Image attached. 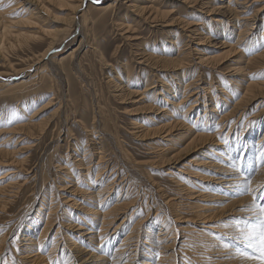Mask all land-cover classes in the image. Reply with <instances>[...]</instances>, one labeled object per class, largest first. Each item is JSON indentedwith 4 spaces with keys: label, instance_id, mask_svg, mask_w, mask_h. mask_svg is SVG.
<instances>
[{
    "label": "rangeland",
    "instance_id": "1",
    "mask_svg": "<svg viewBox=\"0 0 264 264\" xmlns=\"http://www.w3.org/2000/svg\"><path fill=\"white\" fill-rule=\"evenodd\" d=\"M58 1L19 0L21 13L32 16L33 10L39 23L24 27L29 39L9 41L0 57V175L10 172L0 179V264H105L94 259L98 249L109 264H245L235 249L250 250L232 239L238 234L232 221L248 204L217 189L221 172H228L221 166L229 163L214 167L210 153L216 147L226 155V138L234 157L244 150L246 159V143L258 149L263 142L264 0ZM21 8L11 9L13 20ZM244 21L251 24L247 31ZM37 26L56 33L65 27L63 35L69 34L57 38ZM183 89L188 93L181 101ZM240 96L245 99L233 108ZM194 98L206 101V115L215 113L213 124L202 125L201 105L187 112ZM178 103L184 117L171 113ZM11 110L17 119L7 125ZM192 128L209 136L194 140ZM94 190L86 212L82 204ZM46 198L50 209L44 211L53 221L46 240L56 244L51 252L45 244L38 252L49 257L37 262L33 246L20 238L30 228L37 237L44 227L45 216L33 224ZM153 223L156 232L149 234ZM165 225L167 234L159 230ZM124 236L133 238L131 254L115 250ZM159 238L166 243L157 245ZM81 240L84 258L75 260L71 252ZM62 248L69 258L60 256Z\"/></svg>",
    "mask_w": 264,
    "mask_h": 264
},
{
    "label": "bare ground",
    "instance_id": "2",
    "mask_svg": "<svg viewBox=\"0 0 264 264\" xmlns=\"http://www.w3.org/2000/svg\"><path fill=\"white\" fill-rule=\"evenodd\" d=\"M30 4L32 3V0H27ZM41 1V0H40ZM50 1V0H49ZM60 1V0H59ZM58 1V3H60ZM62 1V0H61ZM63 1H66V0H63ZM81 1V0H80ZM236 2H238V1H234V4L236 3ZM27 3V2H26ZM57 3V4H58ZM67 3V2H66ZM232 3V2H231ZM41 4H42V6L40 5V10H42L44 13H45V9L44 8H46V6L47 5H45L44 3H42L41 2ZM238 4V3H237ZM240 4H242L241 2H240ZM5 5V6H4ZM4 6V7H3ZM10 6H14L13 7V9H15V11L14 12H16L19 8H21V4L19 3V0H15V2L13 3V4H8L5 0H0V7H3V9H1L0 10V53H1V55H0V57L1 56H3L4 57V49H5V46H8L7 45V43L9 42V41H16V42H18V43H20V42H23L24 40L26 41V38H28V37H26V35L25 34H23L22 33V30H26V29H23L24 27H27V26H35L36 24H38L39 22L38 21H35V19L33 18V16H34V14H32V12H33V10H32V12L30 11L29 12V14L30 15H32V16H27V15H24L23 14V12L21 13V11H25V8H21L19 11H18V15H20L19 17H17L16 18V20H13L12 18H11V13L12 12H10L11 11V9H12V7H10ZM229 6H231V5H229ZM48 7V6H47ZM242 7H245V6H242ZM39 8V7H38ZM52 8V7H51ZM141 8H143V6L141 7ZM12 9V10H13ZM47 9V8H46ZM57 9H59V8H57ZM141 9H137V11H140ZM144 10V9H143ZM143 10H141V11H143ZM210 10H212L211 8H210ZM52 11V10H51ZM150 12H152V11H150ZM28 13V12H27ZM26 13V14H27ZM17 14V13H16ZM36 14H39L38 12L36 13ZM56 14V13H55ZM162 14V13H161ZM165 14V13H164ZM37 16V15H36ZM39 16V15H38ZM74 16V15H73ZM71 17L72 19H74V17ZM152 16V15H151ZM158 16V13H156V14H154L153 15V18H156ZM162 16H163V14H162ZM41 17V16H40ZM52 17V16H51ZM38 18V17H37ZM84 18V17H83ZM43 19V18H42ZM46 19V18H45ZM52 19V18H51ZM55 19V18H54ZM237 19V18H236ZM242 19H245V18H242ZM250 19V18H249ZM37 20V19H36ZM44 20V19H43ZM68 20H70V18L68 19ZM84 20V19H83ZM237 22H240V19H237L236 20ZM38 22V23H37ZM40 22H42V21H40ZM45 22V21H44ZM70 22V21H69ZM85 24V23H84ZM40 25V24H39ZM239 25V24H238ZM251 24H249V21L247 22V21H244V24L242 25V27H243V29H242V31H247L248 29V26H250ZM68 26V25H67ZM235 26V25H234ZM233 26V27H234ZM37 27H39L40 29H39V33H40V30L42 29V26H37ZM14 28H16V29H14ZM29 30H31V29H29ZM28 30V28H27V31H29ZM43 30V29H42ZM66 30V31H65ZM67 28L65 29V27H64V29H62L59 33H56V32H58V31H56L55 30V28L54 29H52V28H50V29H44L43 30V33H45V34H48V35H53V37H59L58 35L60 34L61 36L60 37H66L67 36V34H69V32L68 33H66L65 35H63V33H65V32H67ZM30 32V34L32 33L31 31H29ZM35 32H36V29H35ZM238 32H240V31H238ZM39 33H37V34H39ZM62 33V34H61ZM262 34V33H261ZM43 36V35H42ZM59 37V38H60ZM29 39V38H28ZM55 40L56 39H54V38H52L51 39V41H50V43H49V46L50 45H52L54 42H55ZM12 41V42H13ZM26 43V42H25ZM250 43V42H249ZM10 45H12V44H10ZM93 45V44H92ZM248 45V44H247ZM11 47V46H10ZM255 47V46H254ZM249 48H245V50H248ZM9 51V50H8ZM5 52H6V49H5ZM44 55V54H43ZM244 56H245V54H244ZM258 56V55H257ZM260 57H262V56H264V53H262V54H260L259 55ZM202 57V56H201ZM1 59V58H0ZM262 60V59H261ZM260 61V60H259ZM259 61H257V62H259ZM39 62V61H38ZM264 63V62H263ZM29 64V63H28ZM35 64V63H34ZM259 64H261V63H259ZM30 65V64H29ZM127 75H128V73H127ZM128 77L129 78H131V76L130 75H128ZM128 78V79H129ZM133 78V77H132ZM131 78V79H132ZM149 79V78H148ZM181 79V78H180ZM180 79H178L177 78V80H180ZM146 81V80H145ZM135 82H136V80H135ZM181 82H182V80H181ZM137 83V82H136ZM151 83L152 82H149L148 84H146L145 85V87H146V89H145V91H147L148 89H150V88H152V86H150L151 85ZM184 83V82H183ZM250 83V82H249ZM129 85V84H128ZM148 85H149V87H148ZM175 85V84H174ZM254 85V84H253ZM186 86V85H185ZM148 87V88H147ZM224 87V86H223ZM174 88V87H173ZM252 88V85H247V90H250ZM171 90H172V88H169V92L167 93L168 95H171V94H173V92L171 93ZM152 92H155V91H152ZM220 92L223 94H225V91H224V89L223 88H221V90H220ZM123 93V92H122ZM124 93H126V91L124 92ZM133 93V91H131V90H128L127 91V94H132ZM182 93H184L183 95H182V98H181V101H182V99L183 98H185V96H186V94L188 93V91L187 92H185V89H183V91H182ZM153 94V93H152ZM243 94V93H242ZM151 95V94H150ZM190 95V94H189ZM248 95V94H247ZM121 96V95H120ZM130 96V95H129ZM224 96V95H223ZM179 97V96H178ZM225 97V96H224ZM241 98L238 100V102L236 101L235 103H234V105H233V108H237V107H239V105H238V103H241V101H243L245 98L244 97H242V96H240ZM221 99H223V97H220ZM198 99H200V98H194V100H193V102H191V105L188 107V110H187V112L188 111H193L194 109H196V108H198L199 109V106L201 105V107L203 108L202 109V115H201V119H203V121H202V125L204 126H207L208 124H213V122L212 121H210V119H211V116H213L214 115V117H215V113L213 112V114L211 115L210 113H209V115H206V109H207V105L205 104V100H203L202 101V104H199L198 103ZM205 99V98H204ZM212 99V98H211ZM190 100V99H189ZM250 100V99H249ZM163 102H168L169 101V98H168V96H166V95H164V97H163V100H162ZM212 101V100H211ZM213 102V101H212ZM180 103V102H179ZM179 103L178 104H173V107H172V111H171V113L173 112H177L178 113V115H180V117H184L185 115H186V113H185V110L183 111V109H184V106H177V105H179ZM238 105V106H237ZM210 108L211 109H214V107L213 106H210ZM8 111V110H7ZM12 111V110H11ZM197 111V110H196ZM213 111V110H212ZM192 113V112H191ZM176 114V113H175ZM208 118V119H207ZM240 119V118H239ZM195 121V120H194ZM196 122V121H195ZM257 122V121H256ZM193 124H196V123H193ZM198 124V123H197ZM5 126V125H4ZM195 127H196V125H195ZM45 129V128H44ZM196 128H192V129H190L189 130V136L191 137L192 135H195V134H197L195 137H194V140L198 137L199 138V136H202V135H207V136H209V134H203V132L202 133H200V132H196V130H195ZM205 129V128H204ZM204 129H202V130H204ZM230 129V128H229ZM1 131V130H0ZM206 138V137H205ZM262 138L263 139H259V141H263L262 143H261V145L259 146V148L258 149H255V148H251V146H250V142H248V143H246L247 144V146H248V150H247V153L248 154H250L249 156L247 155V158H253L252 159V161H250V160H248L247 158L246 159H244V158H242V156L244 155V150H243V152H241V154H240V156H236L237 157V159H236V157H234L235 156V150H234V148L233 147H231L230 145H228V144H225L224 146H226L223 150H225V152L227 151V153H226V155H224V153H223V151L220 153V150L218 151L217 149H215L214 147V149H212V151H211V153H210V157L211 158H213V160H211V163L210 164H212V162H213V164H214V162H215V164L213 165L214 167H217V166H219L220 164H217V163H222V160H228V163H229V165H225V166H221V168L222 169H224L223 167H226V171H228V172H221V173H223L222 175H220L219 176V178H218V182L216 183V184H218L217 186V189L220 191V190H222V189H224V191H226L228 194H230L231 195V200H236L238 203L237 204H239V203H242V206H244V205H246V204H249L250 203V201H251V196L250 195H236V188H235V185L238 183V175H239V173L237 172L236 173V171H234L235 169L233 168V164L235 163V164H237V165H241L242 163H243V166H242V170L245 172V171H250V170H252V169H256L257 171H255L253 174H252V176H251V187L253 188V189H256V188H258L260 185H261V181H263L264 182V159H262L261 157H260V153L262 152V153H264L263 152V150H264V134H263V136H262ZM189 139H191V138H189ZM193 139V138H192ZM149 140V139H148ZM236 140V139H235ZM95 141V140H94ZM203 141V140H202ZM204 141H205V139H204ZM233 143V142H232ZM243 143H245V142H243ZM259 143V142H258ZM258 143H257V145H258ZM8 144V143H7ZM196 144H197V142H196ZM245 144V145H246ZM255 144V143H254ZM233 145H234V143H233ZM245 145H241V146H244L245 147ZM221 148V147H220ZM235 148H236V145H235ZM238 151V150H237ZM100 153V152H99ZM220 153V154H219ZM237 153V152H236ZM219 154V156H220V159H219V157L217 156ZM232 154H233V157H234V159H233V157H232ZM212 156H217V158L214 160V158L215 157H212ZM252 156V157H251ZM101 158H104V157H101V156H99V159H101ZM238 158H239V160H238ZM208 159H209V157H208ZM3 160V159H2ZM216 160H219V161H216ZM230 160V161H229ZM227 163V162H226ZM1 164V163H0ZM223 164V163H222ZM216 165V166H215ZM248 165H250L251 167H248ZM230 166H232V167H230ZM206 167H207V165H206ZM96 168V167H95ZM212 168V167H211ZM220 168V167H219ZM250 169V170H249ZM215 170V169H214ZM99 171V170H98ZM15 172V171H14ZM9 173L10 172H4L3 174H1L0 175V179H2L3 177H6V175H9ZM100 173H101V171H100ZM225 173V174H224ZM220 174V173H219ZM218 174V175H219ZM89 175V174H88ZM214 175V174H213ZM99 176V175H98ZM201 176V175H200ZM91 177V176H90ZM207 177V176H206ZM216 177V176H215ZM210 180H211V178H209ZM261 179H263V180H261ZM17 180V179H16ZM201 180V179H200ZM178 182V181H177ZM9 183V182H8ZM96 183V182H95ZM214 183V182H213ZM7 184V183H6ZM15 184V183H14ZM98 184V183H97ZM110 184V183H109ZM105 185V184H104ZM102 185H99V187L98 188H96V189H98V192L99 193H101V189H100V187H101ZM225 186V187H224ZM11 187H12V185H11ZM15 187H17V186H15ZM18 189H19V187H17ZM4 189V186L2 185V182H0V190H3ZM211 190V189H210ZM209 190V191H210ZM215 190H216V188H215ZM94 193H95V190L94 191H92V192H89V198L87 199V203L86 204H82V208H85V211H86V208H87V206H89V204H91L92 202H91V200L93 199V197H94ZM99 193H97V194H99ZM87 195V194H86ZM233 196H235V197H233ZM100 198L99 199H101V196H99ZM209 198V197H208ZM52 198H50V200H51ZM95 200V199H94ZM101 200H103V199H101ZM100 200V201H101ZM211 200V199H210ZM215 200V199H214ZM47 201H48V203H50V201L49 200H47V198H46V200L44 199V202H42V205L40 206V207H38L37 209H38V211L36 212V214H35V216H34V218L36 219L35 221V224H33V225H38L41 221H42V218H44V216L46 217V222H45V224H44V227L42 228V230L40 231V233L38 234V236L37 237H35V235L33 234V230H34V228H30V229H27V231H26V233H24V234H22V236H21V238H20V240H22V241H27L28 242V244L30 245V246H33L32 248V250H30V251H35L34 252V254L33 255H35L34 257H35V260L36 259H38V260H36L37 262H41V258L42 259H44L43 258V256L45 257V254H46V252H45V254L42 256V254L40 253V252H38V251H40L41 249H42V247H43V249H44V247H45V244H46V246H48L49 245V242H48V240H46V238H47V234H48V232L50 233V232H52V230L50 229V226H48V220L49 219H47L48 218V213H46L45 211L46 210H48L49 211V207H46V205H48V204H46L47 203ZM52 202V201H51ZM230 202V201H229ZM83 203H85V202H83ZM97 203V202H96ZM209 203V202H208ZM264 203V202H263ZM98 204H100V203H98ZM80 205H81V203H80ZM125 205V204H124ZM235 204H233V206H234ZM45 206V207H44ZM228 206V205H227ZM43 207V208H42ZM98 207V206H97ZM213 207V206H212ZM200 208V207H199ZM219 208V207H218ZM217 208V209H218ZM46 209V210H45ZM90 209V208H89ZM228 209V208H227ZM45 210V211H44ZM88 210V209H87ZM95 210H97V209H95ZM117 210V209H116ZM210 210V209H209ZM51 211V210H50ZM82 211V209L80 210V212ZM213 211V210H212ZM87 212V211H86ZM85 212V213H86ZM95 212V211H94ZM209 212V211H208ZM222 212V211H221ZM230 212V211H229ZM240 212H242V211H240ZM91 213V212H90ZM204 213H206V212H204ZM234 213H236V212H234ZM100 214V213H99ZM233 214V213H232ZM239 214V213H238ZM80 215V214H79ZM87 215V214H86ZM211 215H213V214H211ZM221 215V214H220ZM248 215V213H246V212H243L242 213V215H240V217H245V216H247ZM81 216V215H80ZM88 216V215H87ZM92 216V215H91ZM101 216V215H100ZM75 217V216H74ZM82 217H84V216H82ZM89 217V216H88ZM210 217V216H209ZM214 217V216H213ZM90 218V217H89ZM199 218H200V216H199ZM215 218V217H214ZM85 219V218H84ZM95 219V218H94ZM98 219H99V217H98ZM104 219H105V213H104ZM231 219V218H230ZM233 219V218H232ZM97 220V219H96ZM204 220V219H203ZM209 219H207V221H208ZM34 221V220H33ZM49 221H51V219L49 220ZM99 221V220H98ZM206 221V220H205ZM51 222H53V221H51ZM204 222V221H203ZM151 223V222H150ZM29 225H31V224H29ZM50 225V224H49ZM73 225V224H72ZM162 225V224H161ZM163 226H164V224H163ZM166 226L167 225H165V227H161V228H159V230H160V232L162 231V233H165V234H167V232H168V228H166ZM35 227V226H34ZM74 227V226H73ZM208 227V226H207ZM79 228V227H78ZM116 228V227H115ZM155 224L153 223V224H149V228L147 229L148 230V233L149 234H151L152 232H156L155 231ZM202 228V227H201ZM60 229V228H59ZM74 229V228H73ZM81 229V228H80ZM90 230V229H89ZM88 230V231H89ZM93 230V229H92ZM163 230H165V231H163ZM36 231V230H35ZM80 231H82V230H80ZM216 231V230H215ZM54 232H56V230L54 231ZM95 232V231H94ZM106 232V231H105ZM132 232V231H131ZM131 232H130V234H131ZM160 232H157V234L158 233H160ZM208 232V231H207ZM86 233H90V231L89 232H86ZM107 233V232H106ZM120 233V232H119ZM161 233V234H162ZM54 234V233H53ZM61 234V233H60ZM91 234V233H90ZM102 234V233H101ZM104 234V233H103ZM155 234V233H154ZM217 235H219V234H217ZM223 235V234H222ZM235 235V234H234ZM55 236H56V234L54 235V238H55ZM80 236V235H79ZM88 236H89V234H88ZM209 236V235H208ZM53 237V236H52ZM59 237V236H58ZM91 237H93V235H91L89 238H91ZM116 237V236H115ZM220 237V236H219ZM49 238V237H48ZM67 238H69V240L71 239V237L70 236H68L67 235ZM88 238V237H87ZM88 238V239H89ZM104 238V237H103ZM103 238H100L101 240H100V242L99 243H101V241L103 240ZM106 238V237H105ZM176 238V237H175ZM2 239V238H1ZM50 239V238H49ZM52 240H51V243H52V245L51 246H54L55 244H56V240H53V238H51ZM76 239V238H75ZM79 239V238H78ZM113 239V238H112ZM133 239V238H132ZM131 238H130V236H124V238L122 239V242L120 243V245L118 246V247H116V249L115 250H117L116 252L118 253V254H120V253H122L123 251H127L126 253L127 254H131L132 252H130V251H133V250H130V248H132V246L134 245V244H132V242H133V240H132ZM166 238H159V239H156V243H157V245H160L159 243L160 242H162V243H166V241H164ZM230 239V238H229ZM61 240V239H60ZM91 240V239H90ZM95 240V239H94ZM163 240V241H162ZM234 240V239H233ZM65 241V240H64ZM76 241V240H75ZM79 241V240H78ZM78 241H76V242H78ZM82 241L83 240H81V242H79V244H78V246L77 247H75L76 248V250H74V251H72L71 253L72 254H74V256L73 257H75L74 259L75 260H80L79 259V257H81V258H84L83 256H80V254H81V246H82ZM99 241V240H98ZM107 240H105V242H106ZM135 241V240H134ZM61 242V241H60ZM70 242V241H69ZM68 242V243H69ZM95 242V241H94ZM104 242V241H103ZM108 242V241H107ZM117 242V241H116ZM175 242V239H174V241L172 240V246H173V243ZM206 242H208V240L206 241ZM109 243V242H108ZM161 243V244H162ZM25 244V243H24ZM27 244V243H26ZM70 244H72V243H70ZM97 244V243H96ZM43 245V246H42ZM91 245H92V243H91ZM123 245V246H122ZM129 246L126 250L124 249V247L125 246ZM137 245V244H136ZM235 245V244H234ZM237 245V244H236ZM50 245H49V247H51ZM66 246V245H65ZM71 246H73V244L71 245ZM76 246V245H75ZM87 246H89L88 245V243H87ZM99 246H101V245H99ZM142 246V245H141ZM24 247H26V246H24ZM28 247V246H27ZM49 247H48V249H49ZM137 247V246H136ZM209 247V246H208ZM238 246H236L235 248H237ZM1 248V247H0ZM29 248V247H28ZM54 248V247H53ZM74 248V247H73ZM48 249H46V250H48ZM69 249V248H68ZM94 249V248H93ZM92 249V250H93ZM208 249V248H207ZM51 250H52V247L49 249V251L51 252ZM88 250V249H87ZM95 250V249H94ZM137 250V249H136ZM164 250H166V249H164ZM169 250H171V249H169ZM235 250H237V249H235ZM91 251V250H90ZM95 253L93 254L94 255V257H96V258H94V259H103V260H105V264H109V261H110V259L109 260H107L105 257H103V256H99V249L98 250H96V251H94ZM99 252V253H98ZM170 252V251H169ZM214 252V251H213ZM53 254L55 253L54 252V250H53V252H52ZM68 253L69 252H66L65 250H63V248H62V250H61V252H60V256L61 257H63V255H64V257H66V258H69V257H67V255H68ZM114 253H115V251H114ZM210 253V252H209ZM50 254V253H49ZM85 254H87V253H85ZM112 254V253H111ZM169 255H170V253H168ZM47 256H48V254H46ZM122 255V254H121ZM167 255V254H166ZM166 255H165V257H166ZM229 255V254H228ZM110 256H112V255H110ZM172 256V255H171ZM237 256V258H240L241 259V261L243 262V263H245V264H248V262L250 263V264H257V262L256 261H253V260H249V259H246V258H244V257H242V256H240V255H236ZM49 257V256H48ZM117 257H118V255H117ZM123 257V256H122ZM131 257V256H130ZM129 257V258H130ZM133 257H134V253H133ZM159 257H161V256H159ZM210 257V256H209ZM215 257V256H214ZM46 258V257H45ZM66 258H65V261H66ZM110 258V257H109ZM129 258H127L126 259V261L127 260H129ZM169 258H171V257H169ZM216 258H218V257H216ZM222 258V257H221ZM121 259V258H120ZM48 260H50V259H48ZM171 260V259H170ZM34 261V260H33ZM57 261L59 262V264H66L65 262H63L64 260H62V259H57ZM83 261V263H86V262H84L85 260L83 259L82 260ZM100 261V260H99ZM98 261V262H99ZM114 261V260H113ZM223 261V260H222ZM225 261V260H224ZM63 262V263H62ZM81 262V261H80ZM115 262V261H114ZM125 262V261H124ZM165 262H166V260H165ZM168 262V261H167ZM170 262V261H169ZM218 262V261H217ZM228 261H226V263H227ZM49 263V262H48ZM53 263V262H52ZM74 263V262H73ZM92 263V262H91ZM90 263V264H91ZM93 263H94V261H93ZM92 263V264H93ZM101 263V262H100ZM146 263V262H145ZM172 263V262H171ZM229 263V262H228ZM241 263V262H240ZM33 264H34V262H33ZM51 264V263H50ZM67 264H69V262L67 263ZM71 264V263H70ZM110 264H112V262L110 263ZM119 264V263H118ZM160 264V263H159ZM225 264V263H224Z\"/></svg>",
    "mask_w": 264,
    "mask_h": 264
},
{
    "label": "snow or ice",
    "instance_id": "3",
    "mask_svg": "<svg viewBox=\"0 0 264 264\" xmlns=\"http://www.w3.org/2000/svg\"><path fill=\"white\" fill-rule=\"evenodd\" d=\"M264 76V74H262ZM252 79L260 78L256 75ZM17 119V113L13 110L7 118L6 124L11 125ZM219 126L217 125V128ZM223 143L227 144L228 140L223 138ZM261 158L264 159V153H261ZM233 168L237 170L238 183L235 185L236 195H250L251 201L248 205L241 208L240 211L248 213L245 217H236L232 223L237 229L236 235L232 239L242 243L250 251H241L237 249V254L256 261L257 264H264V185L256 189L251 187V176L256 171L252 169L249 172H244L242 166L233 164ZM229 225L225 224V227ZM224 248H230L229 243L223 244ZM159 254H157V259Z\"/></svg>",
    "mask_w": 264,
    "mask_h": 264
}]
</instances>
